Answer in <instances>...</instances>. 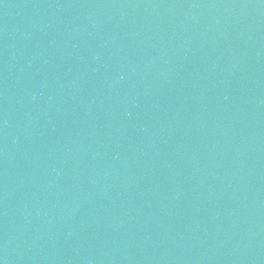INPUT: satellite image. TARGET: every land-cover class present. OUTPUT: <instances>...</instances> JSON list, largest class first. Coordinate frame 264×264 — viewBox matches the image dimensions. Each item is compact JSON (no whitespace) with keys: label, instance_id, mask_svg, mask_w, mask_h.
Segmentation results:
<instances>
[{"label":"water","instance_id":"95a60500","mask_svg":"<svg viewBox=\"0 0 264 264\" xmlns=\"http://www.w3.org/2000/svg\"><path fill=\"white\" fill-rule=\"evenodd\" d=\"M0 264H264V0H0Z\"/></svg>","mask_w":264,"mask_h":264}]
</instances>
